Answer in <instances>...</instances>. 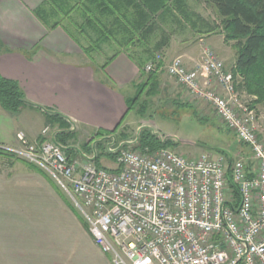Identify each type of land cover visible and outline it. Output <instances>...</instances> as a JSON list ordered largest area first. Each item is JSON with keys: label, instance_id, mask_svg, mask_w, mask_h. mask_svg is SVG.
Wrapping results in <instances>:
<instances>
[{"label": "built area", "instance_id": "obj_1", "mask_svg": "<svg viewBox=\"0 0 264 264\" xmlns=\"http://www.w3.org/2000/svg\"><path fill=\"white\" fill-rule=\"evenodd\" d=\"M159 61L157 55L146 71ZM166 69L189 100L209 105L235 135L243 146L238 157L151 150L140 145L142 130L127 138L95 132L81 143L70 118L64 133L73 137L64 142L56 139L61 130L44 127L39 141L19 135L18 144L0 149L36 166L64 192L112 264H264V140L254 109L214 53L192 67L174 58ZM104 158L114 166L103 165Z\"/></svg>", "mask_w": 264, "mask_h": 264}, {"label": "crops", "instance_id": "obj_2", "mask_svg": "<svg viewBox=\"0 0 264 264\" xmlns=\"http://www.w3.org/2000/svg\"><path fill=\"white\" fill-rule=\"evenodd\" d=\"M62 3L63 0H0V75L16 80L26 101L16 112L0 106V146L18 144L19 135L30 142L39 141L47 124L65 129V118L73 119L88 134L122 132L128 103L142 80L139 66L129 55L147 54L142 50L153 45L136 38L134 43L118 47L110 53L113 57L107 58L109 61L96 67L91 52H85L81 40L58 19L57 14L61 17L62 13L54 7ZM119 5L127 8L136 25L154 24V12L145 9L142 13L139 8L154 10L158 0H145L144 5L124 0ZM114 15L111 21L122 22L121 14L103 16L102 23L97 22V31L104 36L97 41L106 40L105 22ZM161 17L160 21L166 22L165 16ZM145 18L147 22H143ZM90 33L97 36L91 28ZM86 40L92 41L90 36ZM153 43L156 47L157 41ZM183 50L180 54L187 59H199L198 43L188 44ZM154 75L157 80L159 75ZM42 108L56 113L60 120H53ZM1 262L112 264L88 233L85 221L48 176L31 164L0 154Z\"/></svg>", "mask_w": 264, "mask_h": 264}, {"label": "rangeland", "instance_id": "obj_3", "mask_svg": "<svg viewBox=\"0 0 264 264\" xmlns=\"http://www.w3.org/2000/svg\"><path fill=\"white\" fill-rule=\"evenodd\" d=\"M82 1L77 0L76 2L81 3ZM127 1L128 3L135 2V5H137V1L143 5L145 3V0ZM165 1L167 2L165 10L163 12L159 10L156 15L154 14V24L148 22L145 25L143 24L142 27L137 25L134 34L131 35L135 41L136 38L139 41L140 39H146L147 42H145L148 43V46L153 45V48L142 50L144 53H150L151 56L145 61L144 65L139 67L142 80L135 87L134 95L128 103L130 109L122 123L123 133L120 132L122 136L127 138L132 137L141 130L157 131L160 134L159 137L162 136L166 142L171 143L169 146L170 150L182 153L189 158H196L202 152H212L214 150L218 154L222 153L221 151L230 154L234 159L239 156L238 154H241L242 144L237 141L232 132L222 126L209 105L204 102L189 100L185 89L177 84L176 80L172 79L173 77L171 78L168 75L166 68L174 58H180L186 67H192L200 63L204 55L209 52L217 55L226 67L230 66L233 68L236 51L235 41L225 38L222 18L218 15L216 9L205 0ZM121 3H124V0ZM71 4L74 10H67L69 6L66 7L65 5L54 7L56 12L62 13L61 17H59L60 13L57 14L58 19L68 26L78 40H81L84 45L83 50L88 49L91 52L92 63L97 67L107 58L112 57L110 53L123 46L124 37H129V35L125 34L131 33L129 30H125L127 27L125 24L128 22L134 23L133 16L128 13L127 8L120 6L122 22L120 23L119 20L118 22L111 21V18L115 19V15L110 17V21L106 20L105 24L107 25L108 34L105 35L106 40L99 42V40L97 41L98 35L95 36L90 33L91 27L88 24L85 25V21L87 22L89 19H87L82 7L73 1ZM136 9L135 7L133 13H136ZM145 9L150 11L147 6L139 8L142 13H144ZM90 10H92V14L88 16H90L92 21L91 15L95 17L99 15L94 8L91 7ZM106 15L107 13L104 12L103 16L105 17ZM161 16H165L166 22L160 21ZM146 20L145 18L143 22H147ZM146 27L150 28V31H146L144 29ZM86 36H90L92 41L87 42ZM154 40L157 41L156 47H154V43L152 44ZM197 43L200 53L198 60L193 61L192 58L187 59L186 55L180 54L184 51L183 47L186 45L194 46ZM166 45L169 46L165 48ZM170 47H172L171 50H168ZM97 51L100 53H97ZM157 55L162 60V64L156 66L155 73L159 77L157 76V80H154V69L147 72L145 66L154 62V57L156 58ZM242 97L246 103L255 100L254 95L246 94L244 91H242ZM253 109L256 115L257 134L264 140V104L257 102ZM44 127L53 128L49 124ZM82 131L78 130L75 134V137L80 136L78 141L81 143L88 136L87 132ZM70 137H73V135ZM11 159L23 161L15 157H11ZM101 162L106 167L114 166L113 161L108 158L102 159ZM62 193L64 194L63 191ZM67 199L69 198L67 197ZM74 210L78 213L76 209ZM0 264L4 263L1 262Z\"/></svg>", "mask_w": 264, "mask_h": 264}, {"label": "trees", "instance_id": "obj_4", "mask_svg": "<svg viewBox=\"0 0 264 264\" xmlns=\"http://www.w3.org/2000/svg\"><path fill=\"white\" fill-rule=\"evenodd\" d=\"M73 1L76 2L77 0ZM121 1L122 0H83L81 3L76 2V4L82 7L83 12H85V14L87 15V19H89L87 20V22L85 21V25L88 24L91 29L94 30V32H97L98 39H101L102 36H104V33L99 32L100 30L97 31L98 23H102L101 18H103L104 12L107 14L117 13L118 15H120L122 6L120 7L119 4ZM176 1L178 2L179 0ZM205 1L211 4L216 9L218 15L222 18L223 27L225 29V38L230 41H235V61L233 68H230L236 91H238L241 95L242 91H244L246 94L255 96V100H252L248 103L250 108H254L257 102H262V104H264V0ZM63 3L62 4L66 7L69 6L67 10L74 8L67 0H63ZM166 3L167 2L165 0H158V5L154 7V10L149 7L150 12H154L155 15L159 10L163 12L166 8ZM91 7L94 8L99 15L98 17L91 15L92 21L90 20V16H88L92 14V10H90ZM37 14L38 17H40L39 12H37ZM125 25L127 26L125 30H129L131 33L125 34L129 35L128 38H126L127 36H123L125 38L124 43H134V38H132L131 35L134 34L137 25L135 24V22H128ZM142 26L143 25H138V27ZM66 32L69 34L68 30H66ZM69 35L78 43L77 39L72 36V34ZM84 51L87 52L88 49ZM129 56L136 61L139 67H141L151 56V54L148 53L138 56L130 54ZM112 57H109L108 59H111ZM105 64H107V61L103 64V66H105ZM160 64H162L161 59L157 65ZM25 104L26 101L24 92L19 83L14 79L5 78L0 75L1 108L8 112H16ZM129 109L130 106L128 105V110ZM45 113L50 115V117H52V119L55 121L60 120V117L57 116L56 113ZM67 128L68 124L66 122V128L62 129V132L56 135L57 141L64 142L65 140L70 138L71 135L64 133V130H66ZM140 145L142 147H149L151 150H155L161 147H169L171 143H160V141L149 131L143 130L140 135ZM0 154L13 157L2 149H0ZM33 168L37 171L42 172L34 165Z\"/></svg>", "mask_w": 264, "mask_h": 264}]
</instances>
